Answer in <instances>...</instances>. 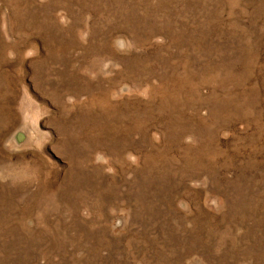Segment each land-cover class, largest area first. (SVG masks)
I'll return each mask as SVG.
<instances>
[{
    "label": "rangeland",
    "instance_id": "1",
    "mask_svg": "<svg viewBox=\"0 0 264 264\" xmlns=\"http://www.w3.org/2000/svg\"><path fill=\"white\" fill-rule=\"evenodd\" d=\"M0 264H264V0H0Z\"/></svg>",
    "mask_w": 264,
    "mask_h": 264
}]
</instances>
